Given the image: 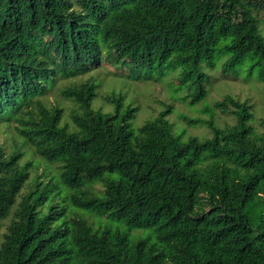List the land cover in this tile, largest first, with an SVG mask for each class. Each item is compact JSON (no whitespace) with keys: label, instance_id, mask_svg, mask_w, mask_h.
Returning <instances> with one entry per match:
<instances>
[{"label":"trees","instance_id":"1","mask_svg":"<svg viewBox=\"0 0 264 264\" xmlns=\"http://www.w3.org/2000/svg\"><path fill=\"white\" fill-rule=\"evenodd\" d=\"M263 12L264 0H0V125L19 141L0 146V264H264V112L208 100L218 83H264ZM103 65L208 117L177 126L164 103L134 127L138 103L114 90L95 108L97 82L80 79ZM27 152L57 173L31 176ZM143 229L154 242L130 239Z\"/></svg>","mask_w":264,"mask_h":264},{"label":"rangeland","instance_id":"2","mask_svg":"<svg viewBox=\"0 0 264 264\" xmlns=\"http://www.w3.org/2000/svg\"><path fill=\"white\" fill-rule=\"evenodd\" d=\"M261 16L264 18V12L261 13ZM262 28L264 30V22L262 23ZM113 70L109 66H101L98 70L91 72L90 74L84 76L82 81L86 80L89 77L97 82V94L98 100L93 103L95 108H101L102 111H108L110 108L100 101V97L108 94L110 91L114 90L116 92L121 91L125 95L126 101L135 104L134 99L139 105V112L137 114V122L133 120L132 124L134 127H138L139 124L147 119L154 117L162 109L164 103H170L175 109V114L170 116V120L177 124V126H182L178 121V114H185L187 116H194L200 118H207V115L201 113V106L196 107L195 109H190L181 104L176 100L175 95L171 92L170 88L162 81L152 82L149 80L141 81H131V80H118L112 76ZM63 86V83H61ZM224 94H231L241 100L249 99L254 104L256 103L258 111L264 112V83H255L248 84L242 82H232L227 85L218 83L215 85L209 94V102L212 100H219ZM54 97L48 96V101L52 102ZM60 102V105L65 108V113L68 114L72 104L70 102L64 101L60 98L57 99ZM215 119L220 123H231V118L223 116L221 114H215ZM184 126V125H183ZM189 135H206L204 128H195L188 129ZM14 145L19 146V141L15 136V133L7 128L5 125H0V146L3 147L6 153H9L13 150ZM27 159H31L33 169L31 170V176L43 175L44 173L48 175L47 177L41 178V181L47 182L49 178L57 173L55 166H46L44 163L39 162L38 159L31 155L29 152L26 154ZM98 189L96 185L94 187ZM87 221L92 224L94 227L104 226L105 222L98 218H94L91 215H87ZM7 220L4 221L1 225L0 235L4 232L5 226L7 225ZM125 227L121 228L122 231H125ZM131 240L135 239H149L151 242L155 241V236L151 230H134L129 233Z\"/></svg>","mask_w":264,"mask_h":264}]
</instances>
